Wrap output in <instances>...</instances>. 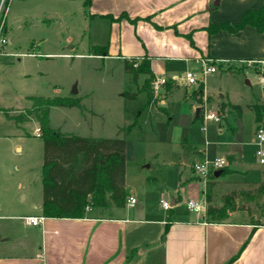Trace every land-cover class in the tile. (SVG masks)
Wrapping results in <instances>:
<instances>
[{
	"label": "crops",
	"instance_id": "1",
	"mask_svg": "<svg viewBox=\"0 0 264 264\" xmlns=\"http://www.w3.org/2000/svg\"><path fill=\"white\" fill-rule=\"evenodd\" d=\"M15 1L34 4L45 0H10L6 26L10 4ZM59 2L68 8L74 3L90 30V45L106 49V54L86 55L117 60L129 77L128 86L119 93L121 105L134 104L133 116L141 107L138 122L128 132L122 130L125 126H118L115 134H104L99 127L91 133L87 125L77 133L87 138L125 140L124 187L126 198L133 196L136 202L128 206L125 198L122 207L87 206L76 218L43 216V139L36 132L38 121L30 115L15 122L4 109L24 107L0 105V221H6L0 222V264H264V225L235 218L236 212L220 221H208L205 212L196 214L186 207L189 199L205 201L206 207L218 194L245 184L258 186L264 180V174L259 181L238 180V175L248 172L244 166L246 146H256L253 155L259 162V147L253 138L256 128L264 126V117L257 122L251 106L264 104V84L247 69L246 61L264 60V32L250 25L235 32L207 30L210 24L239 20L247 9L259 8L264 0H89L87 5L86 0ZM16 20L17 28H21L23 20ZM10 40L15 47L13 38ZM130 58L138 63L148 61L152 77L167 78L158 95L150 99L141 90L150 74L140 73L134 80L124 71V60ZM204 59L214 61L217 71L200 78ZM8 65H0V75L8 71ZM187 71L195 72L196 84H186ZM232 74L237 79L243 75L248 85L255 83L256 92L241 87L222 91L215 85ZM213 79L217 82L212 83ZM124 91L134 94L132 99L125 98ZM231 105H238L240 113ZM204 107L220 121L204 120ZM55 108L65 107L52 106L49 115ZM97 115L86 108L81 113L82 124ZM245 119L252 126L249 138L243 130ZM28 121L34 123L31 133L24 127ZM58 128L62 133H73ZM137 130L140 133L132 138ZM31 136L41 141L36 156L29 148ZM148 139L157 143L155 150H148ZM11 153L23 156L32 170L36 163L34 169L39 172L35 180L9 182ZM30 157L36 158L30 161ZM216 157H225L228 165L224 168L234 172L218 176L214 172L207 180L199 178L193 163ZM131 159L129 188L127 170ZM162 199L170 203L168 209L162 207ZM25 215L44 219L40 225L30 226L23 220Z\"/></svg>",
	"mask_w": 264,
	"mask_h": 264
},
{
	"label": "rangeland",
	"instance_id": "2",
	"mask_svg": "<svg viewBox=\"0 0 264 264\" xmlns=\"http://www.w3.org/2000/svg\"><path fill=\"white\" fill-rule=\"evenodd\" d=\"M16 4L18 7L14 10L13 6ZM61 5L59 0H45L34 4L15 1L10 4L7 31L9 37L13 38L15 45L13 49L18 52L34 53V55H25L8 63L10 68L5 74L0 75V105L24 107L4 109L9 117H20L25 115V108L31 105L30 100L27 99L28 96L75 97L80 99L83 108L65 107L51 110L50 127H56L58 130H60L58 127H61V130L73 132L67 134L76 133L74 135L82 132L87 128V125L91 129V133H94V129L97 132L100 128L104 134H115L118 126H125L122 128L125 131L128 125H131L132 129V124L138 122L141 107L137 108L133 116L132 106L134 104L127 103L123 107L119 94L122 91L121 88L128 86L129 77L120 68V63L117 60H102L96 56L86 55L89 52H97L96 50L100 47L90 45V30L86 22L83 21V15L78 11L77 6L74 3L71 8ZM28 6L31 9L26 11ZM38 8L39 12L36 11ZM17 18L23 20V23H20L21 28L16 26ZM99 31H102V27L99 28ZM92 35L91 33V37ZM22 73H27L28 76L23 77ZM200 76L203 78L202 69ZM242 76L237 79L236 74L225 75L222 81L217 82L213 79L212 83L217 82L215 85L220 86L222 91H236L238 87H241L250 93L256 92L255 83L246 84L245 77ZM73 86L77 90L76 93L72 92ZM150 92L152 98L154 95H158V92L155 93L151 87ZM83 95L85 96L82 98ZM86 108L97 112L98 115L88 119V123L82 124L81 113H85ZM24 127L31 133L34 123L28 121ZM143 128L147 131L146 135H149L147 127ZM15 129L16 127L13 128V130ZM251 129V123L245 119L243 130L248 138ZM139 133L138 130L133 135L131 133L132 138H135V135ZM30 140L32 144L29 148L36 156L37 144L41 141L32 136ZM156 144L155 140L148 139V150H155ZM158 146L157 149L161 147V145ZM261 147L264 148V142ZM254 148L256 146L245 147L248 154L244 166L248 172L238 175L239 181H259L264 174V164L257 162L253 155ZM35 158L30 157L29 159L34 161ZM27 166L23 156L11 153L7 174L9 182L16 184L25 179L35 180L37 171L39 172L34 169L36 163L34 162L33 170ZM224 170H228V167ZM127 172V183L130 188L132 187V159ZM134 182L137 180L135 179ZM256 188L257 185L250 183L218 194L210 204L206 205L205 218L208 221H220L227 218L232 212H236L235 218L241 219L242 217L243 220L251 223L264 225V195L258 194ZM233 191L237 193L232 194ZM229 195L230 197L226 199V196ZM249 196H252V199H248ZM209 205L212 206L213 211L208 213Z\"/></svg>",
	"mask_w": 264,
	"mask_h": 264
},
{
	"label": "trees",
	"instance_id": "3",
	"mask_svg": "<svg viewBox=\"0 0 264 264\" xmlns=\"http://www.w3.org/2000/svg\"><path fill=\"white\" fill-rule=\"evenodd\" d=\"M89 0H86V5ZM250 25L258 32H264V3L259 8L247 9L239 20L235 22H221L210 24L209 33L220 29L235 32ZM96 54H106V49L98 48ZM104 51V52H103ZM136 58L124 60L123 68L131 73L136 80L138 74L148 73V61H141L136 67L132 61ZM146 79L141 90L146 91L152 98L149 82ZM123 96L132 99L134 94L126 91ZM31 105L25 108V115L10 117L15 122L33 115L38 121L41 137L44 143L42 166V214L47 217H81L87 206L107 207L110 204L122 207L127 196L124 187L125 171V140L123 138H87L74 134L62 133L49 126V110L52 106L78 107L82 109L79 98L75 97H44L28 96ZM240 113L238 105H231ZM255 120L261 122L264 117V104H253ZM5 111V110H4ZM160 111H166L160 108ZM135 122L132 124L134 125ZM127 126L125 132L130 130ZM234 170H221V175L232 173ZM211 184L207 189L210 190ZM256 192L264 195V180L256 188ZM237 192L233 191L232 194ZM226 196V199L229 198ZM248 199H252L249 196ZM210 202L209 193L206 196ZM212 212V206L207 207ZM258 225L257 223H253Z\"/></svg>",
	"mask_w": 264,
	"mask_h": 264
},
{
	"label": "built area",
	"instance_id": "4",
	"mask_svg": "<svg viewBox=\"0 0 264 264\" xmlns=\"http://www.w3.org/2000/svg\"><path fill=\"white\" fill-rule=\"evenodd\" d=\"M9 2L10 0H0V65L8 64L13 59H20V57L25 55H34V53L15 51L11 46V40L6 26V16ZM201 62L203 77L217 71V65L214 63V61L204 59ZM246 64L248 67L247 69L252 70L255 73L258 82L264 84V60H247ZM132 65L136 67L138 65L137 60H133ZM247 69L245 71H247ZM185 81L187 85L196 84L197 77L195 73L187 71L185 73ZM166 83L167 78L165 76H157L151 79L150 87L155 93H157L166 85ZM203 119H213L215 121H220L219 117L215 113L207 112L205 107L203 110ZM36 132L38 135L41 134L40 128H38ZM253 142L259 147L257 151L259 155V162L260 164H264V149L261 147L264 142V128L262 125L256 128ZM227 165L228 161L225 157H216L194 162L192 169L199 178L207 180L214 172L223 170ZM135 202L136 198L133 196H128L126 198V204L128 206H133ZM160 202L164 209H168L170 207V203L168 201L162 199ZM186 207L196 214H203L205 211V201L189 199L186 202ZM43 219L44 218L42 216L38 215L23 216L25 224L30 226L40 225Z\"/></svg>",
	"mask_w": 264,
	"mask_h": 264
},
{
	"label": "water",
	"instance_id": "5",
	"mask_svg": "<svg viewBox=\"0 0 264 264\" xmlns=\"http://www.w3.org/2000/svg\"><path fill=\"white\" fill-rule=\"evenodd\" d=\"M72 92H73V93H76V92H77L75 86H73ZM196 113H198V110L196 111ZM220 173H221L220 171H216V172H215V175L218 176V175H220Z\"/></svg>",
	"mask_w": 264,
	"mask_h": 264
}]
</instances>
